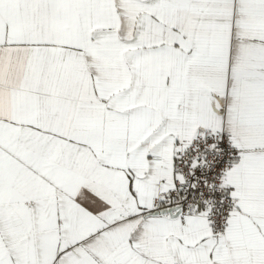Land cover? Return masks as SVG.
Instances as JSON below:
<instances>
[{"label":"snow or ice","instance_id":"obj_1","mask_svg":"<svg viewBox=\"0 0 264 264\" xmlns=\"http://www.w3.org/2000/svg\"><path fill=\"white\" fill-rule=\"evenodd\" d=\"M0 264H264V0H0Z\"/></svg>","mask_w":264,"mask_h":264}]
</instances>
